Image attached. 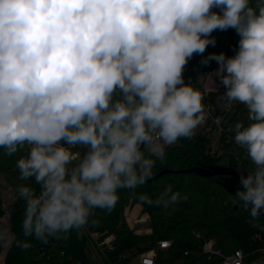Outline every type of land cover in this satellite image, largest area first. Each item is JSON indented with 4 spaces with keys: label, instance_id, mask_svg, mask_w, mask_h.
<instances>
[{
    "label": "clouds",
    "instance_id": "1",
    "mask_svg": "<svg viewBox=\"0 0 264 264\" xmlns=\"http://www.w3.org/2000/svg\"><path fill=\"white\" fill-rule=\"evenodd\" d=\"M228 29L240 37L236 54L202 62L219 64L223 97L252 121L229 131L253 165L236 196L255 218L264 209V0H0V148L27 147L16 167L39 185L18 189L24 236L47 243L79 231L95 209L111 211L118 190L152 178L165 148L204 119L184 66ZM76 146L87 151L73 164ZM140 199L167 208L187 197L169 184Z\"/></svg>",
    "mask_w": 264,
    "mask_h": 264
},
{
    "label": "trees",
    "instance_id": "2",
    "mask_svg": "<svg viewBox=\"0 0 264 264\" xmlns=\"http://www.w3.org/2000/svg\"><path fill=\"white\" fill-rule=\"evenodd\" d=\"M212 11L222 14L219 8H213ZM211 37L215 38V46H207L203 54H193L184 66L183 73L198 61L210 76L219 64L215 60L203 63L206 57L213 53H224L226 57H232L238 51L240 37L234 29L215 30ZM223 40H226L225 44ZM232 103L233 108L227 119L230 125H235L245 106L238 102ZM251 122L248 119L246 126ZM196 129L191 137L180 138L175 144L167 146L163 159L154 158L156 159L154 174L149 180L163 171L173 173L164 174L154 181H147L134 190H118L119 199L111 211L95 209L88 223L79 231L73 230L59 239L49 238L47 243H42L33 236H24L21 227L26 203L19 196V181L23 182V186H31L39 191V185L34 179L20 178L19 169L16 167L17 160L27 155V150L24 147L9 156L5 154V149L0 148V177L7 176L14 180L13 185L17 194L7 211L0 195V257L5 246L1 222L6 214L9 215L10 230L14 236L3 264H93L87 250L90 243L88 231L93 229L114 234L118 245L115 255L131 252L129 262L153 249L161 240H172L174 244L170 249L159 252L156 264H218L219 258L209 259L203 253V245L208 241H214L216 249L223 255H229L239 249L244 251L253 249L252 222H264V217L258 215L253 218L249 211L244 209L243 202L236 194L226 189L225 186L231 178L226 175L202 177L193 172L177 173L193 168L212 171L228 167L247 175L253 168L251 160L246 150L241 147L232 146L231 152L226 155L213 147L210 137L200 135L195 138ZM81 148L84 155L87 148L84 146ZM169 184L173 186L174 192L180 193L181 198L186 196L187 199H180L178 203L167 208L148 204L140 199L141 194H147L155 200ZM130 202L141 204L149 214L151 233L136 234L130 229L125 220V212ZM19 242H26L29 246L22 248ZM115 255L112 256L113 261L116 260Z\"/></svg>",
    "mask_w": 264,
    "mask_h": 264
},
{
    "label": "built area",
    "instance_id": "3",
    "mask_svg": "<svg viewBox=\"0 0 264 264\" xmlns=\"http://www.w3.org/2000/svg\"><path fill=\"white\" fill-rule=\"evenodd\" d=\"M225 43L226 40H223V44ZM182 76L190 86L197 90L198 84L204 83L207 78L208 81L211 75L208 76L202 65L196 61L195 64L187 68ZM206 82L204 87L198 90L202 94V104L204 105V119L200 126L211 134L218 133V141L221 144L238 146L234 141V131H229L230 128L234 129L235 125H230L227 119V115L233 108V103L223 97L226 90L222 86L207 87ZM25 149L28 151L27 147ZM69 151L72 153L73 163L83 156L81 146L70 147ZM252 226L254 248L250 251L239 249L229 255H223L216 249L214 241H208L203 245V253L209 259L219 258L218 264H264V222L253 221ZM88 235L90 243L87 250L93 264H156L159 252L170 249L174 244L172 240H161L153 249L138 256V263H134L128 261L131 256L129 252L115 255L118 245L117 237L114 234L93 229L88 231ZM113 255H115V261H113Z\"/></svg>",
    "mask_w": 264,
    "mask_h": 264
},
{
    "label": "rangeland",
    "instance_id": "4",
    "mask_svg": "<svg viewBox=\"0 0 264 264\" xmlns=\"http://www.w3.org/2000/svg\"><path fill=\"white\" fill-rule=\"evenodd\" d=\"M218 69H219V65L217 67V70L211 74V76H210L209 80L206 82V84L213 83L215 87L222 86L226 90L225 86L220 81L221 80L220 77L216 75V72L218 71ZM183 80H184L185 84H188V82L185 79H183ZM204 85H205V83L200 82L198 84L197 90L202 89L204 87ZM247 121H248V111H247V108L244 107V112L242 115L239 116L238 122H242L246 126ZM200 135L210 137L212 140L213 147L215 149L218 148L220 150V152H224L226 155L231 152L232 145H228L225 143L221 144L218 141V133L211 134L205 128H202L199 125L198 128L196 129V133H195L194 137L198 138ZM13 181L14 180H11L7 176L0 177V195L2 196V203L4 204V208L6 209V211H7V208L15 201V199L17 197L16 188L13 185ZM19 185H20V187L23 186V182L19 181ZM8 219H9V215L6 214L5 217L2 219V222H1V224L4 228L5 246H4V251L2 252L1 257H0V264L4 263V257H5L6 251L10 248L11 243H12L13 238H14V236L12 235L11 230H10V225H9ZM150 228H151L150 223H147V224L139 227V229L136 231L144 234V233H148ZM129 253H131V252H129ZM138 261H139V258H137V257L133 259L134 263H138Z\"/></svg>",
    "mask_w": 264,
    "mask_h": 264
},
{
    "label": "water",
    "instance_id": "5",
    "mask_svg": "<svg viewBox=\"0 0 264 264\" xmlns=\"http://www.w3.org/2000/svg\"><path fill=\"white\" fill-rule=\"evenodd\" d=\"M191 172L196 173L202 177H214V176H218V175L229 176L231 179L227 182L225 187L230 193L236 194L237 191L244 190L241 183H240V173H238L237 171H235L231 168L220 167V168L212 170V171L207 170V169H202V168H193V169H190L187 171H180L177 173H191ZM167 173H173V172L172 171H163L159 175H157L156 177H154L153 179L148 180V181H154V180L158 179L159 177H161L162 175L167 174ZM261 216L264 217V209L261 210Z\"/></svg>",
    "mask_w": 264,
    "mask_h": 264
},
{
    "label": "crops",
    "instance_id": "6",
    "mask_svg": "<svg viewBox=\"0 0 264 264\" xmlns=\"http://www.w3.org/2000/svg\"><path fill=\"white\" fill-rule=\"evenodd\" d=\"M207 87L216 88L213 83H208ZM125 220H126L128 226L130 227V229L136 234H143V233L136 231L139 229V227H141L147 223H150V225H151L150 216L145 211L144 207L141 204H136L133 202H130L127 209H126ZM151 230L152 229L150 228L148 233H144V234L151 233Z\"/></svg>",
    "mask_w": 264,
    "mask_h": 264
}]
</instances>
